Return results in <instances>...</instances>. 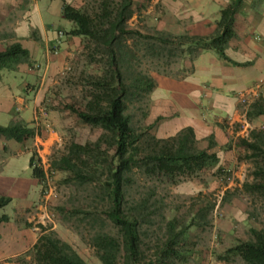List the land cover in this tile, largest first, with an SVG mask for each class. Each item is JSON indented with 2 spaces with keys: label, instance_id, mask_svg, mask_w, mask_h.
Masks as SVG:
<instances>
[{
  "label": "trees",
  "instance_id": "obj_1",
  "mask_svg": "<svg viewBox=\"0 0 264 264\" xmlns=\"http://www.w3.org/2000/svg\"><path fill=\"white\" fill-rule=\"evenodd\" d=\"M132 4L133 0H83L76 6L62 0L61 14L73 23L70 33L83 39L87 64L99 66L98 72L80 79L87 87L82 107H66L83 124L102 132L91 142H70L59 157V167L69 173L63 182L71 181L77 187L89 184L96 190L102 207L96 210L90 204L73 208L70 213L82 214V219L88 220L92 230L89 244L101 264H185L189 251L186 235L191 226L207 222L214 203L208 200L186 220L175 215L167 217L161 211L160 200L153 198L154 188L131 199L127 190L134 182L135 170L147 178L174 183L179 176H192L216 165L217 156L197 146L190 127L166 138L155 137L149 125L135 127L129 104L143 98L147 104L155 86L150 72L138 68L141 59L160 61L154 71L161 72L175 59L202 49L212 48L226 58L238 3L219 10L215 30L209 36L133 28L128 23L134 12ZM28 60L27 50L18 42L0 51V69H12ZM250 108L248 116L264 114V101L258 99ZM33 134L34 129L22 121L0 125V138L21 142ZM239 143L245 148L243 158L252 165L251 180L242 182V191L264 201V129H251L247 137L239 138ZM35 156L32 152L29 166L32 176L41 179L44 172L35 163ZM10 200L0 195V209ZM8 218L0 214V222ZM105 221L113 224L115 234L104 229ZM38 227V237L29 252L35 264H88L50 226ZM251 233L250 238H237L221 252L213 251L215 260L264 264V228H253Z\"/></svg>",
  "mask_w": 264,
  "mask_h": 264
},
{
  "label": "crops",
  "instance_id": "obj_2",
  "mask_svg": "<svg viewBox=\"0 0 264 264\" xmlns=\"http://www.w3.org/2000/svg\"><path fill=\"white\" fill-rule=\"evenodd\" d=\"M66 1L80 4L79 0ZM233 3L238 5L234 34L225 48L226 58L207 48L195 55L184 54L164 71L153 72L155 86L148 95L144 116L157 138L192 128L197 146L216 154L218 162L212 168L229 171L239 179L238 183L221 184L215 174L195 185V189L201 190L202 186L208 188L210 183H218L221 190L215 194L219 201L217 209L232 215L240 211L238 203L231 199L232 193H227L241 187L243 169L249 165L240 155L245 148L239 138L247 137L253 128H264V114L247 115L252 103L264 101V0H133L132 4L134 14L135 5H141V17L156 29L209 36L215 30L219 10ZM61 6L62 0H0V51L18 42L29 55L28 62L0 69V125L22 121L35 133L21 142L0 138V153L31 155L35 151L43 160L56 140L54 133H43L36 117L41 115L39 108L44 107L45 95L55 76L80 51L82 41L70 33L73 23L63 18ZM241 93L245 103L239 101ZM48 113L54 116L51 111ZM39 129L40 136L36 134ZM0 160L5 164L8 161L2 154ZM39 187L32 173L26 182L19 177L1 180L0 195L11 201L0 209V214L9 217L4 221V231L0 226V259L17 255L36 241L38 234L25 232L15 224L6 207L14 203L19 208L27 206L39 193ZM24 232L30 241L24 242ZM202 264L226 263L209 253Z\"/></svg>",
  "mask_w": 264,
  "mask_h": 264
},
{
  "label": "rangeland",
  "instance_id": "obj_3",
  "mask_svg": "<svg viewBox=\"0 0 264 264\" xmlns=\"http://www.w3.org/2000/svg\"><path fill=\"white\" fill-rule=\"evenodd\" d=\"M79 2V5H81L83 0H79ZM142 9L141 5H135V14L133 12L128 22L129 26L143 32H153L156 28L151 25L152 23L141 17L143 14ZM81 40L80 51L73 56L67 67L55 76V81L48 88L45 95L44 107L39 108L38 113H41V115L37 113L39 116L36 117V121L41 126L43 133L52 132L56 136L55 142L50 146L47 154L43 156V160L35 156L40 161L39 166L44 172L43 177L38 179L39 193L34 194L31 203H27V206L19 208L14 203L12 206L6 207V210L12 214V220L15 224L25 232L39 234V224L50 226L61 239L70 243L88 264H101L95 256L93 247L89 244V236L92 230L88 220H83L82 214L70 213L73 208L90 206V204L92 205L91 208L96 210L102 207L98 203L99 198L95 196L96 190H94L93 185L89 184L77 187L71 181L63 182V178L68 177L69 173L59 167V157L64 153L70 142H91L96 140L102 132L97 127L83 124L66 107L67 105L82 107L87 87L81 84L80 79L83 80L85 74L98 72V65L87 64L83 54L85 43L82 38ZM159 65H161L160 61L141 59L138 68L152 74ZM170 69L172 70V68ZM146 108V98L133 100L129 104V111L132 112V124L135 127L142 128L146 125L143 115ZM48 111H51L54 116L50 117ZM149 132L151 133L150 130ZM41 133L42 131L39 129L36 134L40 136ZM32 152L35 154V151ZM0 154L8 160L6 164L3 160H0V182L1 180H7L8 177H19L26 182L31 175L30 155L28 153L15 154L9 152H1ZM244 154H240L242 158ZM245 161L249 165L243 169V182L251 180L252 165L250 161L246 159ZM212 167L204 168L192 176H179L174 183H168L163 178H147L138 170H135L132 175L134 182L127 190V197L131 199L145 194L150 188H154L153 198L160 200L162 204L161 211L167 217L175 215L184 217L186 220L208 200L214 203L213 209L207 214V222L191 226L186 235V244L189 251L188 261L185 264H202L204 260H207L209 253L214 258L213 251L221 252L225 250L237 238H250L252 236L251 229L253 228H264V201L260 197L246 194L241 187H234L227 194L232 193L231 199L238 203L236 206L239 207L240 212L232 215L223 212L219 208L217 209L219 201L215 194L216 190H221L217 185L218 183H210L208 188L202 186L201 190L195 189L197 182L200 184V181L207 180L215 174L218 175L221 184H226L229 181L238 183L239 179L231 172L226 170L217 171ZM249 214H252V216ZM0 223L2 231H4V228H6L4 226L5 222ZM104 229L110 233H116V229L110 221H105ZM151 232L149 230L148 233L151 234ZM24 236L27 237L24 242L30 241L28 234L25 233ZM31 246L17 255L0 259V264H35L29 253Z\"/></svg>",
  "mask_w": 264,
  "mask_h": 264
},
{
  "label": "built area",
  "instance_id": "obj_4",
  "mask_svg": "<svg viewBox=\"0 0 264 264\" xmlns=\"http://www.w3.org/2000/svg\"><path fill=\"white\" fill-rule=\"evenodd\" d=\"M53 51L56 52V48H55V47H53ZM239 101H240L241 103H245V102H246V98H245L244 93H241V94L239 95ZM35 163H37L38 165H40V161L37 160V159H36Z\"/></svg>",
  "mask_w": 264,
  "mask_h": 264
}]
</instances>
